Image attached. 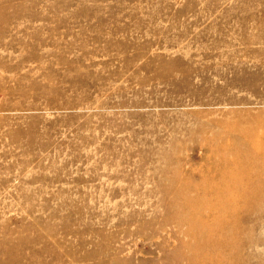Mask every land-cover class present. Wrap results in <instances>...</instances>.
I'll return each mask as SVG.
<instances>
[{
    "label": "rangeland",
    "instance_id": "rangeland-1",
    "mask_svg": "<svg viewBox=\"0 0 264 264\" xmlns=\"http://www.w3.org/2000/svg\"><path fill=\"white\" fill-rule=\"evenodd\" d=\"M257 28L264 0H0V70L75 106L0 77V264H264V99L214 75Z\"/></svg>",
    "mask_w": 264,
    "mask_h": 264
},
{
    "label": "bare ground",
    "instance_id": "bare-ground-1",
    "mask_svg": "<svg viewBox=\"0 0 264 264\" xmlns=\"http://www.w3.org/2000/svg\"><path fill=\"white\" fill-rule=\"evenodd\" d=\"M243 34L246 35V37L243 38L242 42L240 43V44H243V48L239 49L237 52H234L235 60L225 62V65H227L228 70H224V69L215 70V74H214L215 80L218 81V83H215V87L218 89L219 94H221L222 96H223L224 91L227 88L230 89V88L241 87L245 90H250L257 97H261L264 99V90L262 89L264 88V83L262 82L261 86H258L257 82L255 81L260 75L264 74V30L261 31L257 28V31L254 32L253 35L247 34L246 32H243L242 35ZM45 42L46 41L43 39L38 40L35 46L36 47L43 46ZM258 44H259V47L253 46V45H258ZM0 47L2 48V50L3 49L13 50L14 43L8 41L7 43L0 45ZM21 47L26 48L24 44L23 45L21 44ZM59 59L63 62L61 57ZM20 62L21 63H16L14 65L11 64V65L5 66L3 70H0V77H3L2 73L6 72L7 70H10V69L15 70V73L10 74L8 78L15 81L17 86L13 88H8L7 91L9 93H15V94L19 93L23 97H32L34 100L33 102L29 104V106L26 109L62 110V109H69V108L75 107L70 104L63 103V101H55L57 96L59 95L55 93H59V92L48 91L47 88L37 85V84L42 83L40 82L39 79H37L38 78L37 74L41 73V71H43V75L47 74L45 73L47 72L46 68L43 66H39L33 75L34 76L33 78L34 86L40 88V90L35 89V88H32V90L25 89L22 79L19 78L17 75V72L24 70L22 69L23 60L21 59ZM196 71H197V74H199V76L202 75L198 68ZM27 74H30V73H27ZM201 79L205 81L208 80L209 82V78L204 77ZM221 81L222 83H220ZM220 99L221 101H216V103H213V104H224V105L229 106V104L237 103L234 100H229V99L227 100V99H223L222 97H220ZM204 104L206 103H196V104H191V105L206 106ZM261 147H264V145Z\"/></svg>",
    "mask_w": 264,
    "mask_h": 264
}]
</instances>
